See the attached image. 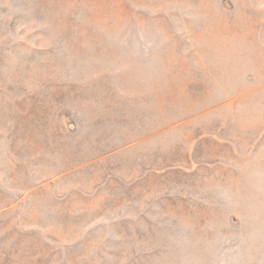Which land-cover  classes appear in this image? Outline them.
Wrapping results in <instances>:
<instances>
[{
  "label": "rangeland",
  "instance_id": "rangeland-1",
  "mask_svg": "<svg viewBox=\"0 0 264 264\" xmlns=\"http://www.w3.org/2000/svg\"><path fill=\"white\" fill-rule=\"evenodd\" d=\"M255 90L264 0H0V264H61L40 251L60 248L78 196L120 197L122 180L183 163V144L157 133L187 122L173 115L183 95L207 112L206 93ZM245 108L237 120L262 118L264 144V103ZM255 164L253 206L173 229L182 260L163 259L156 230L131 240L134 262L101 264H264V147Z\"/></svg>",
  "mask_w": 264,
  "mask_h": 264
},
{
  "label": "crops",
  "instance_id": "crops-1",
  "mask_svg": "<svg viewBox=\"0 0 264 264\" xmlns=\"http://www.w3.org/2000/svg\"><path fill=\"white\" fill-rule=\"evenodd\" d=\"M206 95L209 97L207 104L211 105L207 112L206 109L198 110L205 106L202 94L195 100L188 94L179 95L185 109L181 112L175 109L173 115L177 118L184 115L187 122L170 123L165 130L157 132L165 133L167 141L176 139L183 144L189 154L183 163L169 171L158 169L142 173L130 181L122 180L120 197L114 192L110 196V191L106 195L90 193L78 196L83 203L74 207L73 219L65 226L67 232H61L60 248L44 245L46 250L40 251L45 252L46 260L56 258L62 261L61 264L64 261L69 264L73 258L71 252L76 250V258L81 260L79 264H88V258L96 259L93 264H101L102 254L103 259L108 258L104 263H117L118 260L114 259L116 252H120L119 257H124L121 262H134L128 255L132 253V241L139 247L141 239L153 236H149L147 231L156 230L167 231L161 233L162 243L169 246L160 252L163 259L182 260L183 256L175 253L174 242L168 237L173 229L190 227L193 220L212 221L221 217L224 222L218 224L224 225L228 223L225 210L253 206L249 200L255 201L258 196L255 154L259 149L263 151L264 147L262 118L237 120V115L238 112H246L249 109L245 108L247 105L264 103V90ZM179 131L186 132L188 136L177 134L174 137L173 134ZM211 224L217 225V222ZM89 233L92 234L91 242L87 241L90 238L84 237L87 243L79 241ZM73 234L75 237L71 236ZM33 248L36 250V246ZM146 252L144 258L149 260L150 251Z\"/></svg>",
  "mask_w": 264,
  "mask_h": 264
}]
</instances>
